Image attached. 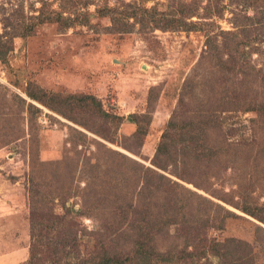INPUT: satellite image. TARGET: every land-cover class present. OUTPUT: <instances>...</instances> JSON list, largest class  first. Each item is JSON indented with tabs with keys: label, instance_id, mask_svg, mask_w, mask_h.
I'll use <instances>...</instances> for the list:
<instances>
[{
	"label": "rangeland",
	"instance_id": "obj_1",
	"mask_svg": "<svg viewBox=\"0 0 264 264\" xmlns=\"http://www.w3.org/2000/svg\"><path fill=\"white\" fill-rule=\"evenodd\" d=\"M134 8L139 9L135 19L127 16ZM153 8L177 17L189 11L187 23L200 30L153 28L143 10ZM220 32L241 42L252 39L251 46L240 49L248 78L237 73L224 82V71L205 45L214 38L220 50ZM0 41V264H26L32 244L38 247L37 257L48 262L50 249L68 229L78 241L75 263L76 255L87 258L97 242L112 254L135 250L130 235H118V221L107 224L86 207V186L98 188L104 180L113 186L112 193L135 203L144 179L140 168L234 213L237 218L224 221L223 229L208 228L206 237L219 241L221 253L233 249L232 257L264 264V224L238 207L264 204V111H215V99L232 84L239 89L240 82L252 84H243L239 97L249 99L256 92L257 101L264 102V0H0ZM68 96L92 97L101 107L87 101L62 115L57 109ZM174 113L181 115L179 120L194 121L193 128L207 115L219 120L206 141L216 152L209 167L199 168L186 157L191 149L180 145L188 143L189 134L176 136L178 144L152 164ZM74 130L84 134L85 145L78 146ZM77 158V166L70 168ZM185 158L189 163L178 166L186 169L188 181L177 179L174 169ZM159 192L157 198V192L146 193L153 198L147 200L165 203L169 195ZM175 193L181 201L187 198L181 188ZM188 202L193 211L200 201ZM214 209L209 206L204 214L220 217ZM56 215H66V224L58 223ZM175 231L176 226L151 231L152 243L142 241L175 255L183 248ZM42 243L48 248L40 251ZM191 260L224 264L210 250Z\"/></svg>",
	"mask_w": 264,
	"mask_h": 264
},
{
	"label": "trees",
	"instance_id": "obj_2",
	"mask_svg": "<svg viewBox=\"0 0 264 264\" xmlns=\"http://www.w3.org/2000/svg\"><path fill=\"white\" fill-rule=\"evenodd\" d=\"M138 10L134 8L131 13L127 14V16L133 17L135 19ZM143 10L144 13L148 14V19L151 22L150 24H147L152 26L153 28L166 30L176 29L180 27L185 31L200 30L199 27H197L195 24L190 22L187 23V20L192 17L189 11H182L181 17H177V15H171L169 13L160 14L153 12L154 8L152 12H148V10L146 9ZM146 21L147 19H140L138 22L145 24ZM240 29V32H243V29ZM219 34L224 35L220 50H218L214 42V38L213 41L206 40L205 45L207 46L208 51L212 52V55L210 56L213 58L214 64L219 68V70L224 71V82H227V77L229 75L234 76L237 75V73L244 77V79L245 77L248 78V73L245 69L249 67V65L245 66L246 62L243 59L240 49L242 47L245 48L247 46H251V44L253 43L252 39L250 41H243V43L237 38H229L227 33L220 32ZM1 45L2 44L0 41V46ZM1 49L2 48H0V52ZM223 55H227V58L223 59ZM251 69L254 70V68L252 67ZM252 81H257L255 76ZM240 83L241 84L239 86V89L236 90V86H233L232 84L230 87H227L226 91L220 94L219 98L215 99V101L218 102L217 106L215 107V111L216 109H219L218 113L220 114H223L225 112L228 113L229 111H251L256 113V115L263 114L264 102H260L259 100L257 101L258 97L256 92L253 93L252 97L249 99H247L246 97H239L243 84H248L246 82H243V84L242 82ZM250 84L252 83L250 82L248 85L250 86ZM227 93L230 95V99ZM15 96L16 98L18 97L17 95ZM65 98L66 100L60 102L59 109H57V112L62 115L69 114L76 108L77 105L87 106L88 102L101 107L100 104L96 103L95 99L92 97L68 96ZM231 98L234 99L231 100ZM18 99L22 105L25 103L22 98L18 97ZM225 106H231L229 107L231 109L227 110ZM101 114L102 117L105 115L104 113ZM179 116L181 115L175 113L172 114V119L168 122L166 129L162 134V140L156 147L154 157L152 159V164L157 165V160H161L160 156L162 154H169V148L171 144H178V140L175 139L176 136L189 134L190 140L188 141V143L180 145H186L191 149V153L186 157L191 158L193 164L199 168L201 166L209 167V161L216 152L206 144V141L208 137L215 132L212 130H218L217 126L219 124V120L216 119V116L214 114L207 115L202 117L197 123V126L193 128L194 121L184 122L182 120H179ZM104 118L108 119V116H104ZM68 119H70V117H68ZM129 119H131V117H129ZM71 120L73 119L71 118ZM75 123H77V121ZM180 127L186 128L179 129ZM95 134L97 135V133ZM74 136L76 137V140L79 139L78 141L80 143L78 144V146L81 145V143L85 145L86 141L84 140L85 136L83 133L74 130ZM78 161L79 160L77 158L75 165H72L71 161H69L67 164H71L69 167L74 169L77 166ZM87 162L90 163V161ZM187 163L189 162L186 158L180 159L178 162H175L174 169L175 171L177 170L176 175L173 174V172L171 175H175L177 179H184L188 181L187 177L185 176L187 174L185 172L186 169L184 167L178 166ZM140 169H144V179L142 180L141 187L137 191L135 203L132 202V198L130 199V201H125L126 199L122 197L121 199V195H119L120 192H118V196L117 192L112 193L113 186L111 184H108V182L104 183V180L103 182H101L98 188L97 186L95 187L92 184L86 186V188H88L89 190V198L86 207H88L90 211L96 212V215H98L99 213L101 218H103L107 224H109L110 222L114 224V221H118V223H116L118 226V235H130V242L133 243L134 246H136L135 250L127 252L124 250H122L121 252L120 250L116 254H112V251L107 248L105 243L103 244L101 242H97L99 245L91 249V251L86 255L88 256L87 258L82 257L79 259L80 255L78 256L75 254L76 258H78L75 263L74 261H72L73 259H75L74 256H72V253L78 250L76 246L78 241L74 237H72L70 233H68L70 232V229H68L67 234L65 232L64 237L61 240H58L57 245L50 249L47 257L49 258L48 262L46 259L42 261L37 257L38 247H35L34 244H32L29 251V258L26 264H135L138 259H146L147 261H149L148 264L153 263L151 261L152 259L163 261L173 260L179 264H190L189 262L193 261L191 259L196 260L202 258L204 255H206L208 250H210V252L214 256L222 257L224 264L253 263L251 258L240 256L241 254H237L240 257H232L231 254L234 252L233 249H229L224 253H221L220 249L218 248V246H220V244L218 243L219 241L215 239H208L206 237V230L208 228L223 229L224 221L226 222L228 219L237 218L234 213L230 212L227 209H224V207L218 204H212L196 192L182 187L177 182L171 181L170 178L164 177L156 171H152L147 168ZM166 178L168 181V189L166 187L167 184L165 185L163 182V180H166ZM158 184H160L159 189ZM162 185L164 186L161 187ZM176 187L184 190L185 195L187 196L184 201H181L182 199L180 200L178 194L175 193ZM159 190L169 196H166L165 203L152 202V205L148 200H151L153 198L151 197L150 199H148L147 195H152L151 193L157 192V198L162 195L160 194ZM191 198H195L200 201L199 203H197V206L193 209V211L188 205V200H190ZM173 200L176 201L173 202ZM209 206H212V209H218L221 212V216L215 217L214 215L204 214ZM238 207L240 211L245 215L264 224V204L259 206L250 205L249 203L244 202L241 206ZM215 209L214 213L216 214ZM107 214L108 217L113 221H110L106 218ZM55 218L58 219V223L60 222V224L66 222V215H56ZM172 226H176V231L179 234L176 238L181 240L183 246L181 250H178L179 252L177 254L170 255L166 251L162 253L158 252L154 250V247H150L146 245V242L142 241L147 238V240L152 243L151 241L153 239L151 231L158 232ZM65 227V225H61L62 230H64L63 228ZM256 228L262 231L259 226H256ZM45 245V243H42L39 246L41 248L40 251L48 248V246ZM60 258L61 261L63 260V262L60 261ZM50 260L52 261L50 262Z\"/></svg>",
	"mask_w": 264,
	"mask_h": 264
}]
</instances>
